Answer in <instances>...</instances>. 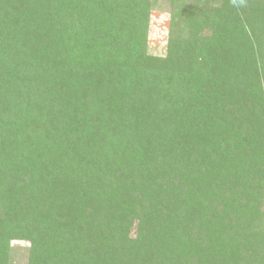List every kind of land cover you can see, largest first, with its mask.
<instances>
[{"label": "trees", "instance_id": "16d2710c", "mask_svg": "<svg viewBox=\"0 0 264 264\" xmlns=\"http://www.w3.org/2000/svg\"><path fill=\"white\" fill-rule=\"evenodd\" d=\"M158 1L0 0V264H264V0Z\"/></svg>", "mask_w": 264, "mask_h": 264}, {"label": "rangeland", "instance_id": "374dc122", "mask_svg": "<svg viewBox=\"0 0 264 264\" xmlns=\"http://www.w3.org/2000/svg\"><path fill=\"white\" fill-rule=\"evenodd\" d=\"M158 4L159 7H154L150 13L147 51L150 55L164 57L168 35V6L164 0L158 1ZM161 4L165 9H161ZM11 245L13 249L12 264H26L28 244L24 241H13Z\"/></svg>", "mask_w": 264, "mask_h": 264}, {"label": "clouds", "instance_id": "9594fccd", "mask_svg": "<svg viewBox=\"0 0 264 264\" xmlns=\"http://www.w3.org/2000/svg\"><path fill=\"white\" fill-rule=\"evenodd\" d=\"M236 2V0H233V3H235Z\"/></svg>", "mask_w": 264, "mask_h": 264}]
</instances>
